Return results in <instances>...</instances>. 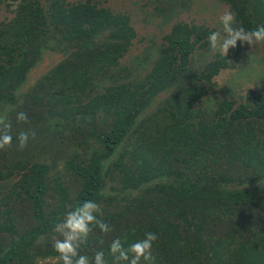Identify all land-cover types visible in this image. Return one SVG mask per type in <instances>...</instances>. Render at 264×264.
<instances>
[{
  "label": "trees",
  "instance_id": "trees-1",
  "mask_svg": "<svg viewBox=\"0 0 264 264\" xmlns=\"http://www.w3.org/2000/svg\"><path fill=\"white\" fill-rule=\"evenodd\" d=\"M10 1L0 0V114L13 125L12 146L0 150V264H57L53 224L85 200L101 205L113 229L93 232L82 249L89 257L152 231L156 264H264V92L199 106L233 67L220 54L191 66L215 28L176 22L150 70L123 80L132 16L107 0H17L15 9ZM220 1L237 26L264 25V0ZM150 4L166 21L187 7ZM3 6L13 16L2 18ZM48 50L65 57L21 92ZM29 129L36 136L21 150L17 137ZM64 131L69 144L59 141Z\"/></svg>",
  "mask_w": 264,
  "mask_h": 264
},
{
  "label": "rangeland",
  "instance_id": "rangeland-1",
  "mask_svg": "<svg viewBox=\"0 0 264 264\" xmlns=\"http://www.w3.org/2000/svg\"><path fill=\"white\" fill-rule=\"evenodd\" d=\"M151 1L155 0H107L108 7L114 11L132 16V25L137 33L133 46L121 60L120 70L123 80L142 78L150 70L152 61L156 58L157 48L176 22L201 24L221 31L219 16L226 10L230 11L229 6L220 0H183L187 7L180 12H178L179 7H176L174 17L166 21L161 16H157L153 9L154 5L150 4ZM146 2L148 3L145 4ZM17 3V0H11L10 8L15 9ZM1 16L9 18L13 16V13L3 6ZM218 54V52L214 53L209 46L199 49L193 55L191 66L199 70L207 62L218 57ZM228 56L233 67L223 69L215 77L214 88L202 99L199 106L215 96H228L229 93H233L238 98H243L248 89H258L264 92V47L260 45L253 47L238 41L235 48L229 49ZM64 57L65 54L61 51H46L42 60L28 74L27 82L21 92H29L30 88ZM169 94L170 92L161 93L150 109L156 108L160 100L168 97ZM8 119L11 121L10 117ZM31 121V126L39 127L38 133L44 132L41 124L39 125L38 122L34 124L36 120L33 119ZM22 125L21 122L19 126ZM151 127L154 129L155 124ZM69 135H71L69 132L64 131L58 136L59 141L69 144Z\"/></svg>",
  "mask_w": 264,
  "mask_h": 264
},
{
  "label": "clouds",
  "instance_id": "clouds-1",
  "mask_svg": "<svg viewBox=\"0 0 264 264\" xmlns=\"http://www.w3.org/2000/svg\"><path fill=\"white\" fill-rule=\"evenodd\" d=\"M219 22L222 30L215 31L208 37L209 47L214 53L218 52L227 57L229 49L235 48L238 41L253 47L264 45V25L246 30L237 26L235 14L227 10L219 16ZM16 119L18 122H28V116L23 111L17 113ZM12 128L7 113L0 114V150L12 146ZM35 136L33 129L20 132L17 137L19 149L26 148L30 137L34 139ZM103 216V208L99 203L85 200L54 222L51 240L54 250L58 253L57 264H109L107 257L111 258V264H156L152 247L159 237L152 231L146 232L143 239L127 246L120 238H116L111 241L107 253L97 250L94 257L82 254V249L88 245L96 229L104 234L113 231ZM100 242L103 243V240Z\"/></svg>",
  "mask_w": 264,
  "mask_h": 264
}]
</instances>
